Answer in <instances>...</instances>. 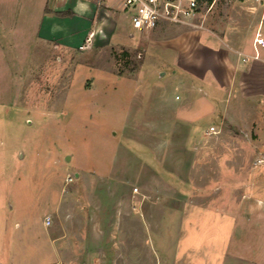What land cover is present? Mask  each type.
Masks as SVG:
<instances>
[{
	"label": "rangeland",
	"instance_id": "1",
	"mask_svg": "<svg viewBox=\"0 0 264 264\" xmlns=\"http://www.w3.org/2000/svg\"><path fill=\"white\" fill-rule=\"evenodd\" d=\"M45 2L0 0V264H204L264 174V142L258 112L180 85L179 40L204 50L198 67L210 38L247 50L262 3L212 0L187 25L140 33L107 0L56 15V37L15 65L6 31Z\"/></svg>",
	"mask_w": 264,
	"mask_h": 264
},
{
	"label": "crops",
	"instance_id": "2",
	"mask_svg": "<svg viewBox=\"0 0 264 264\" xmlns=\"http://www.w3.org/2000/svg\"><path fill=\"white\" fill-rule=\"evenodd\" d=\"M91 10H94L92 4L76 0H46L44 5L36 9L31 21L11 26L13 28L6 31L9 55L16 60L14 64L25 67V60L32 56V51L37 43L43 45V41H52L56 37L59 26L56 18L58 13L70 12V14L84 16ZM256 11L260 12V16L255 33L259 31L264 42L262 6ZM241 12H243L241 16H244L245 10L243 9ZM231 24L233 22H230L228 26ZM226 33L225 29L224 36ZM255 33L247 50L243 44L235 43L231 37L223 39L224 41L220 40L221 43H218L215 38H210L212 42L211 64L200 67L197 66L199 63L196 57L199 53H204V50L197 51L196 49L197 47L204 48L201 42L208 36L202 32L196 36L194 50L197 54L187 50L189 43L186 41V37L180 39L178 57L182 72L180 71L179 77L180 85L185 86L187 91L195 86H201L205 90L226 91L227 96L230 94V99H227L230 108L235 106L239 109L242 108L243 113L248 109L249 112H258L260 122L258 137L264 142V47H257V51H254ZM186 35L191 37L192 34ZM188 59L195 60L193 61L195 66H192ZM17 61H23V63L17 64ZM204 136L208 137L209 135L204 133ZM262 158L264 160V157ZM257 166L264 167V164H257ZM262 175V178H257V184L253 183L254 179L248 184L240 203L241 209L231 214L232 228L226 232L225 242L221 245L214 243L210 245L209 249L207 248L212 251V254L205 257L204 264H264V198L249 194L253 185L264 189V174ZM130 218H132L131 215L128 219ZM124 230L121 223L115 228H110L108 233L122 234L125 232ZM209 257L211 259H207ZM101 262H104L103 259L99 263ZM55 264H60L59 260ZM87 264H92L91 260H88Z\"/></svg>",
	"mask_w": 264,
	"mask_h": 264
},
{
	"label": "built area",
	"instance_id": "3",
	"mask_svg": "<svg viewBox=\"0 0 264 264\" xmlns=\"http://www.w3.org/2000/svg\"><path fill=\"white\" fill-rule=\"evenodd\" d=\"M92 4L94 9L105 10L112 6L107 5V0H76ZM121 4V11L127 13L131 27L138 32H150L161 25H187L199 13L201 6L207 4V0H114ZM262 3L260 0H256ZM264 12V3H262ZM257 47L263 48L264 42L259 31L253 39L254 51ZM213 127L206 131V135H215ZM263 162V161H261ZM259 162V163H261ZM45 226L50 225V219L46 218Z\"/></svg>",
	"mask_w": 264,
	"mask_h": 264
},
{
	"label": "trees",
	"instance_id": "4",
	"mask_svg": "<svg viewBox=\"0 0 264 264\" xmlns=\"http://www.w3.org/2000/svg\"><path fill=\"white\" fill-rule=\"evenodd\" d=\"M212 0H207V4H210ZM57 15H62L60 13H58ZM64 15V14H63Z\"/></svg>",
	"mask_w": 264,
	"mask_h": 264
}]
</instances>
